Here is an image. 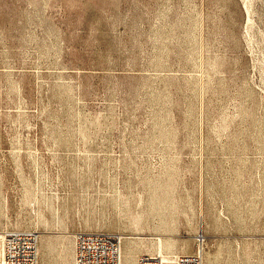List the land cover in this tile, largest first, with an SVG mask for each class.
Returning a JSON list of instances; mask_svg holds the SVG:
<instances>
[{
    "label": "rangeland",
    "instance_id": "obj_1",
    "mask_svg": "<svg viewBox=\"0 0 264 264\" xmlns=\"http://www.w3.org/2000/svg\"><path fill=\"white\" fill-rule=\"evenodd\" d=\"M0 19V250L31 230L40 264H73L104 232L122 264H264V0H0ZM154 198L163 220L137 224Z\"/></svg>",
    "mask_w": 264,
    "mask_h": 264
},
{
    "label": "built area",
    "instance_id": "obj_2",
    "mask_svg": "<svg viewBox=\"0 0 264 264\" xmlns=\"http://www.w3.org/2000/svg\"><path fill=\"white\" fill-rule=\"evenodd\" d=\"M40 235L31 230H8L2 236L0 264H40ZM123 238L115 233H78L73 264H122ZM135 264H204L201 248L193 255L177 256L172 262L140 255Z\"/></svg>",
    "mask_w": 264,
    "mask_h": 264
},
{
    "label": "bare ground",
    "instance_id": "obj_3",
    "mask_svg": "<svg viewBox=\"0 0 264 264\" xmlns=\"http://www.w3.org/2000/svg\"><path fill=\"white\" fill-rule=\"evenodd\" d=\"M154 200H157V201H153L151 199L150 208H148L149 210L146 213H144L143 215H140V216H136V218H135L134 221L137 224L142 221L143 217L145 218V220H144L145 222H150V221L155 222L156 219H159L161 221L163 220V216L166 215V214H164L162 212V210H161V208H162V205L161 204L162 203L160 202L159 198H154ZM157 238L159 239V246H160V249H161L162 248L161 238H159V237H157ZM198 239H199V237H197V240ZM199 241L202 242L201 239H199ZM158 253H159V251H158ZM0 255L2 257V250H0ZM0 263H1V261H0Z\"/></svg>",
    "mask_w": 264,
    "mask_h": 264
},
{
    "label": "crops",
    "instance_id": "obj_4",
    "mask_svg": "<svg viewBox=\"0 0 264 264\" xmlns=\"http://www.w3.org/2000/svg\"><path fill=\"white\" fill-rule=\"evenodd\" d=\"M7 24H9V25H13V20L12 19H10L8 22H6L5 23V25H7ZM4 25V22H3V20L2 19H0V36L2 35V26Z\"/></svg>",
    "mask_w": 264,
    "mask_h": 264
}]
</instances>
